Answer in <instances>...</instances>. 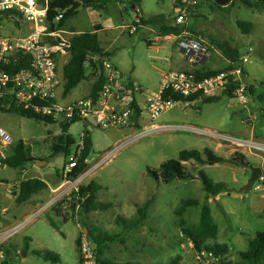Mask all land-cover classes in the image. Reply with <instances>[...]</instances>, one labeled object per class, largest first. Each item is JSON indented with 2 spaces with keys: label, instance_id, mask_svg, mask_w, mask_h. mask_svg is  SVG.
Wrapping results in <instances>:
<instances>
[{
  "label": "rangeland",
  "instance_id": "374dc122",
  "mask_svg": "<svg viewBox=\"0 0 264 264\" xmlns=\"http://www.w3.org/2000/svg\"><path fill=\"white\" fill-rule=\"evenodd\" d=\"M95 1L107 4L102 8H78L63 28L81 34L101 27L98 22L107 27L114 21L111 24L114 25L117 18H122L112 13L116 1L127 8L122 13L125 25H132L139 17L149 19L162 14L167 16L166 26L174 24L173 0H140L141 11L138 12L131 9L132 5L125 4L124 1L130 0ZM198 2L190 16V25L198 36L210 43L211 37L227 41L242 53L248 46L254 49V56L246 66L248 81L254 88L253 94L250 90L247 93V103L242 104L241 100L227 96L212 103H203V98H199L194 102L175 104L154 121L145 115L134 116L130 126L105 130L87 121H79L69 130L76 140L70 157L64 154L51 157V138L60 133L58 125H47L16 113L0 111V129L13 139L9 146H4L0 140V152L8 155L21 141L30 145L35 158L47 162L42 166L31 165L22 175L10 167H0L1 206L7 207V202L18 193L19 179L39 178L49 181L53 187L41 192L39 202L30 201L21 212L6 218L7 221L0 226V264L6 261L2 251L5 249L16 255L9 264H49L33 254L39 250L60 254L64 264H85L77 239L91 243L90 232L95 236L106 233L115 238L107 243L102 257L115 264H214L212 259L200 260L190 240L181 233L175 211L186 199H197L211 207L219 226L216 243L228 249V261H240L239 253L249 248L257 232L264 231V153L185 129H208L224 136L252 138L264 144V104L258 99L264 94V10L248 8L241 1L222 10L212 9L211 0ZM238 21L251 22V33L243 32L237 25ZM131 28L99 32L100 45L105 51L110 49L117 54L116 60L124 76L130 77L135 68L133 78L141 83L143 93L158 92L162 73L169 69V55L166 50L157 52L150 47L147 39L154 37L155 33L148 34L144 27H139L137 35H130ZM27 30V23L22 19L3 17L0 20V34L5 38L23 37ZM174 54L180 55L177 49ZM69 59L70 56L59 60L62 92L65 84L63 68ZM225 65L226 58L217 48L214 58L200 69L218 70ZM194 70L197 69L188 71ZM95 80L90 66L87 67V79L61 101L71 102L90 96ZM142 95L137 98L135 94V98L144 105L145 97ZM86 128H90L93 156L87 160L84 172L76 181L63 180L61 170L75 153L79 156L78 146L81 136L87 133L84 132ZM120 146L116 151L115 148ZM206 148L227 160L242 154L251 167L234 165L229 161L217 165L191 161L184 163L191 179L175 180L169 184L157 181L149 174V169L158 170L163 163L178 160L184 150L203 152ZM252 167H260L263 175L248 192H240L250 182ZM201 171L212 182L226 183L228 191L206 201ZM91 181L103 186L104 189L97 194V202L109 204V209L82 212L75 193ZM146 204L147 219L143 225L130 230L121 220L138 219V210ZM200 212L201 208H191L183 216L187 225H196ZM21 224L24 225L18 227ZM92 248L94 250L93 245Z\"/></svg>",
  "mask_w": 264,
  "mask_h": 264
},
{
  "label": "built area",
  "instance_id": "2783aa9c",
  "mask_svg": "<svg viewBox=\"0 0 264 264\" xmlns=\"http://www.w3.org/2000/svg\"><path fill=\"white\" fill-rule=\"evenodd\" d=\"M49 3L50 0H0V14L8 12L10 18L26 21L28 27L25 36L20 38H5L0 34V103L5 106L11 107L14 104L42 117H52L58 126L61 123L87 121L90 125L105 130L109 127L130 126L131 120L137 114L135 103L142 110L141 115L149 117L151 121L158 119L177 104L174 96L183 99L198 94L200 98L213 97L232 89L236 99L241 100L242 104L247 103L250 83L246 66L254 56L252 46L246 47L238 60H226L228 70L205 79H197L192 72L169 70L163 74L160 90L149 93H143L142 88L124 79L113 63L105 60L103 63L105 83L96 98L87 96L71 102L61 101L63 92L59 60L70 56L72 40L77 33L59 26L66 11L54 19H49ZM198 5V0H173V26L181 30L178 34H172V37L189 63L205 65L214 58L217 47L203 37L196 36L190 28L191 13ZM135 31V28L130 29L132 34ZM16 56L21 57L18 61L26 62L18 71L10 69ZM89 66L90 59L86 62V68ZM101 72L99 71V74ZM166 92L171 95L165 99L163 95ZM135 94L137 98L144 94L142 95L145 97L144 105L136 100ZM6 100H9V105H6ZM185 129L264 153V144L255 142L252 138L224 136L208 129ZM89 130L90 128H86L84 132ZM0 140L4 146H9L13 142L12 137L3 129H0ZM120 148L121 146L116 147L115 150L118 151ZM78 149L81 153L82 141ZM7 156V153L0 152V161L5 160ZM77 163L78 160L74 156L62 168L63 180L67 181L69 173L74 170ZM81 250L86 260L85 264H94L92 244L82 242ZM199 259L210 260L211 256L201 253Z\"/></svg>",
  "mask_w": 264,
  "mask_h": 264
},
{
  "label": "trees",
  "instance_id": "16d2710c",
  "mask_svg": "<svg viewBox=\"0 0 264 264\" xmlns=\"http://www.w3.org/2000/svg\"><path fill=\"white\" fill-rule=\"evenodd\" d=\"M236 1H241L248 8L262 9L264 10V0H211V8L214 10H222L225 7L234 6ZM105 1H95V0H50L48 16L49 19H54L55 16L63 14V19L61 20L59 26L63 27L65 23L71 18L78 8L83 6V9H89L94 7L102 8L106 5ZM130 5L137 8L140 6L139 0H130ZM6 19L10 18L8 12L0 14ZM2 20V18H0ZM167 21V16L165 14L157 15L149 19H140V26L142 27H159L160 35H172L180 33L181 29L175 28L174 26L168 27L165 22ZM238 27L245 33H251L253 29V24L246 21H238ZM191 30L195 33L194 28L190 25ZM100 30L99 27H95V32H85L77 34L72 40V47L70 50V59L63 68V78H64V88L63 97L69 95L74 89H76L83 81L87 79V68L86 62L90 59V68L92 70L93 76L96 78L91 92V97L96 98L102 86L105 83L104 78V68L103 63L105 60H109L110 54H108L100 45L99 36L97 31ZM198 36L197 33H195ZM211 42L220 50L225 56L227 61H236L242 55L239 48L232 46L227 41H219L215 38H210ZM211 43V44H212ZM20 56L15 57L14 65L10 69L18 71L21 67L25 65L26 62L18 61ZM21 59V57H20ZM9 70V67L7 68ZM229 69L228 64L218 70L215 69H197L192 73L197 79H205L214 75H217L223 71ZM99 71H102L99 74ZM250 94L254 93V88L250 85ZM171 93H164L163 97L166 99L170 97ZM227 96L229 98H235L232 94V89L224 91L219 96L213 97H202L203 103L217 102L221 97ZM176 103L181 102H194L200 98V95H194L187 99H183L179 96H174ZM258 99L264 104V94L259 96ZM6 105H9V100H6ZM134 106L137 108L136 117L139 118L142 111L137 107L136 103ZM0 111L4 113H16L24 118L34 119L36 121L44 122L47 125H56L57 121L52 117H42L40 115L28 112L19 108L18 106L12 104L11 107L5 106V104L0 103ZM73 124H59L60 133L51 138V157H56L58 155L64 154L65 157H70L72 155V149L76 145V140L69 134V130ZM83 149L79 156L77 153L74 154L77 157L78 163L74 170L69 173L67 181L73 182L84 172L87 166V160L92 151H94V144L91 137V133H85L82 138ZM38 159L32 155L31 148L29 144L23 142H18L12 149L5 160L0 161V167L7 166L12 169L18 170L22 175L23 171L26 170L28 166L34 165ZM194 161L202 165H217L220 163H225L229 161L234 165H245V167H250L246 161V156L242 154H236L229 160L224 157L216 155L211 149L206 148L203 152L198 150H184L180 153L178 160H169L163 163L158 170L149 169V174L157 181H163L166 184L172 183L175 180H187L191 179V175L186 172L184 163ZM200 178L202 179L204 185V191L206 193L205 200L208 201L212 197H218L223 192L228 191V185L226 183H215L207 178L206 174L201 171ZM18 193L14 194L15 204L17 207L22 202L31 201V199L38 195L39 193L47 190V183L39 178L30 179H19L18 180ZM103 186L97 184L95 181H91L88 185L81 186L79 190L75 193V200L78 201L79 207L82 212H91L97 210H107L109 209V204H103L97 202V194L101 191ZM0 206H1V196H0ZM201 208L200 219L196 225L189 226L183 216L191 208ZM8 213V212H7ZM6 214L1 213L0 208V223L6 220ZM139 218L136 220H121L125 226L130 230H133L145 222L148 216V204L145 207L138 210ZM175 214L179 220V227L181 233L184 237L190 240L194 249L198 254L205 253L211 256L214 264H264V231H259L256 233L254 239L250 242L249 248L246 251H241L239 253L240 261L231 262L227 259L228 249L225 246L216 243L219 234V226L213 218V213L211 207L204 203L202 204L197 199H186L183 200L180 206L176 209ZM52 225L56 226L54 222ZM91 238V244L94 246V260L96 264H115L114 262L102 258L104 255V250L108 242H113L114 237L108 236L106 233L95 236L92 232L88 234ZM213 241V243H211ZM81 238L77 239V245L81 247ZM6 255V261L4 264H9L11 260H15L16 255L9 254L8 249L2 250ZM38 257L43 258L49 264H64L60 254L50 251V250H39L34 251ZM176 263V261H174Z\"/></svg>",
  "mask_w": 264,
  "mask_h": 264
},
{
  "label": "crops",
  "instance_id": "0c3cea01",
  "mask_svg": "<svg viewBox=\"0 0 264 264\" xmlns=\"http://www.w3.org/2000/svg\"><path fill=\"white\" fill-rule=\"evenodd\" d=\"M140 1V0H139ZM125 2V4L126 3H128V5L130 4V1H124ZM140 3H141V1H140ZM114 8H113V11H112V13H114L117 17L120 15V17H122L121 19H119V18H117V20H116V23L114 24V25H111V24H113V22H111V24L110 25H107V27L106 26H104L101 22H98L100 25H101V27H99L100 28V30H98L97 31V33H99V32H101V31H104V30H106V29H112V28H114L115 30H119V29H124V28H129L130 26L131 27H133V28H135L136 29V31L132 34V33H130V35H137L138 34V32H139V27H142V26H140V17H139V19L137 20V21H135L132 25H125L124 24V19H123V16H122V13L123 12H126L127 11V8L125 7V5L123 4V3H120L119 1H116L115 2V4H114ZM131 9H134V7L132 6V8ZM79 10H84V9H81V8H79ZM104 11L106 10V7L103 9ZM138 10H140L141 11V6H139L138 8H137V11L136 12H138ZM112 26V27H111ZM145 29H146V33H151V32H153V33H155V36L154 37H148V43L150 44V47L152 48V49H154V50H156L157 52H160V51H162V50H166V52H167V54L169 55V58H170V60H169V69H168V71L169 70H175V71H184V72H191V71H188L189 69H200V66H204V65H201V64H198V65H195V64H191V63H189L188 62V60L186 61V59L183 57V55L181 54V52H180V50H179V48H178V45H177V42L174 40V38L172 37V35H160V30H157V29H160L159 27L157 28L156 27V30L154 31L153 30V28L154 27H144ZM94 32H95V30H93ZM92 31V32H93ZM98 36H99V34H98ZM157 44H159V45H157ZM175 49H177L178 51H179V54L180 55H175L174 54V50ZM106 51H108V52H110L109 54H110V57H109V61H111V63H113V65L119 70V72L121 71L120 70V67H119V64H118V62H117V54L116 53H114V52H112V51H110V49H106ZM134 72H135V68H134V70L133 71H131V73H132V75L129 77V76H124L123 75V73L122 72H120V74H121V76L124 78V79H126V80H128L130 83H132L133 85H136V86H139V87H141L143 90H144V88H143V86L141 85V83H139V82H137V81H135L134 80V78H133V74H134ZM167 72V71H166ZM165 72H163L162 74H164ZM131 78V79H130ZM162 79H163V75H162ZM142 98H144V96H142ZM140 99V98H139ZM30 168V166H28L27 168H26V170H24L23 172H27L28 171V169ZM43 180V179H42ZM46 183H47V185H48V188H47V190L49 189V190H52L53 189V187L51 186V183L49 182V181H47V180H44ZM41 193H39L38 195H35V196H38V197H33L32 199H31V201H33L32 203H34V202H39V195H40ZM221 195V194H220ZM1 196V195H0ZM2 198V197H1ZM11 199V198H10ZM27 204H30V201L28 202V203H26L24 206H23V208L27 205ZM15 206H16V204H15V197H13L11 200H9L8 202H7V207H3V206H0V208H1V213L2 214H6L7 212H9V211H11V210H13L14 208H15ZM23 208L19 211V212H21L22 210H23ZM6 218H7V216H6ZM8 219V218H7ZM1 225L3 224V223H0ZM61 256V255H60ZM62 258V257H61ZM64 263V262H63Z\"/></svg>",
  "mask_w": 264,
  "mask_h": 264
},
{
  "label": "water",
  "instance_id": "95a60500",
  "mask_svg": "<svg viewBox=\"0 0 264 264\" xmlns=\"http://www.w3.org/2000/svg\"><path fill=\"white\" fill-rule=\"evenodd\" d=\"M81 9H83V6L80 7ZM0 18H3L2 15H0ZM93 156V151L91 152L90 156H89V159ZM47 162L46 161H42V160H37L35 165L36 166H42V165H46ZM251 171H252V175H251V179H250V182L248 183V185L244 186L240 192H248L252 187H253V184L255 182H257V180H259V178L263 175V171L260 167H252L251 168ZM28 203V201L26 202H22L20 205H18L17 207H15L13 210L9 211L7 213V218L10 219L12 218L14 215H16L22 208L23 206ZM1 226V224H0Z\"/></svg>",
  "mask_w": 264,
  "mask_h": 264
},
{
  "label": "flooded vegetation",
  "instance_id": "af4514ba",
  "mask_svg": "<svg viewBox=\"0 0 264 264\" xmlns=\"http://www.w3.org/2000/svg\"><path fill=\"white\" fill-rule=\"evenodd\" d=\"M251 167V166H250Z\"/></svg>",
  "mask_w": 264,
  "mask_h": 264
}]
</instances>
